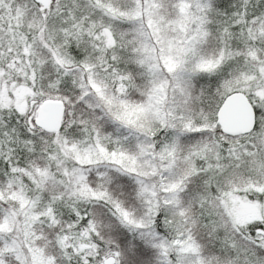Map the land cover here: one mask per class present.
<instances>
[{"label": "snow or ice", "instance_id": "1", "mask_svg": "<svg viewBox=\"0 0 264 264\" xmlns=\"http://www.w3.org/2000/svg\"><path fill=\"white\" fill-rule=\"evenodd\" d=\"M0 264H264V0H0Z\"/></svg>", "mask_w": 264, "mask_h": 264}]
</instances>
